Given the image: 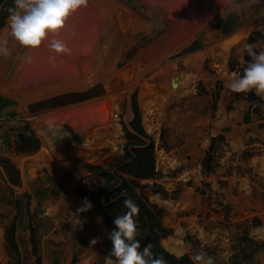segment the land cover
Returning <instances> with one entry per match:
<instances>
[{
    "label": "rangeland",
    "instance_id": "1",
    "mask_svg": "<svg viewBox=\"0 0 264 264\" xmlns=\"http://www.w3.org/2000/svg\"><path fill=\"white\" fill-rule=\"evenodd\" d=\"M220 1L222 7L219 0H87L50 37L70 54L55 53L48 41L21 47L7 18L0 28V94L16 102L8 109L16 115L0 119V132L11 137L10 146L0 144V158L18 168L20 182L12 184L0 164V264H81L107 256L104 220L92 207L75 213L105 182L87 166L108 168L124 154L134 93L154 144L155 174L124 177L161 222L162 246L183 228L187 255L178 257L187 264L200 252L214 264H264V96L225 86L242 74L238 49L264 48V0ZM237 33L238 40L223 45ZM177 75L179 83L186 75L192 82L174 88ZM98 83L99 96L28 109ZM22 130L39 138L37 152L19 149L15 136ZM118 131L124 143L113 154ZM146 192L173 206L175 224ZM11 224L18 253L5 240Z\"/></svg>",
    "mask_w": 264,
    "mask_h": 264
},
{
    "label": "clouds",
    "instance_id": "2",
    "mask_svg": "<svg viewBox=\"0 0 264 264\" xmlns=\"http://www.w3.org/2000/svg\"><path fill=\"white\" fill-rule=\"evenodd\" d=\"M220 2V0H219ZM87 0H13V7L8 9V25L11 36L23 48L35 49L45 41L57 54H70L69 49L61 40L50 39L66 26V21L72 13L85 6ZM240 63L243 65L242 74H233L225 85L235 93L254 92L264 96V48H254L253 44L245 43L238 49ZM250 57L245 61L244 57ZM150 201L160 203V195L149 197ZM92 207L87 198L83 206L76 209V215L87 212ZM123 213L114 216V228L107 233L111 241V250L104 258V264H167L162 256H154L151 245L141 244L137 237L140 235L135 217L139 206L131 198L123 200ZM97 239L90 241L97 244ZM170 255H183L182 251L170 252ZM194 264H214L213 258L203 252L193 257Z\"/></svg>",
    "mask_w": 264,
    "mask_h": 264
},
{
    "label": "trees",
    "instance_id": "3",
    "mask_svg": "<svg viewBox=\"0 0 264 264\" xmlns=\"http://www.w3.org/2000/svg\"><path fill=\"white\" fill-rule=\"evenodd\" d=\"M0 28L4 27L8 18V9L13 7V0H0ZM227 32V30L225 31ZM194 48H192L193 50ZM132 110L134 118L130 123L128 131V142L124 146V154L118 158L108 168L100 166L88 165L87 168L97 175L102 176L105 182L99 183L89 192V201L92 208L101 216L105 224L108 226V232L113 228L114 216L126 211L123 207V200L131 198L139 206V213L135 219L138 223L140 235L139 239L141 248L145 245H151V251L154 256H162L167 264H187L186 260L181 257L170 255L160 243V232L162 224L150 209L138 196L137 193L131 191L124 175H132L148 178L155 174L154 144L151 137L146 133L142 126L140 110L137 103L136 93L131 97ZM16 104L12 99L0 94V119L7 114L10 117L16 115L15 111L8 112V109ZM19 149L25 153H35L40 148V140L33 131L22 130L15 136ZM0 144L6 146L11 145V137L6 132H0ZM208 158L205 159V167ZM0 164L7 174L12 184L20 182V171L18 168L5 157L0 158ZM15 224H11L5 231V240L9 247L18 253V245L16 242ZM33 251L37 253V244L34 232L32 233ZM111 241L106 235V254L111 250ZM40 262V261H39ZM19 264V263H17ZM40 264V263H39Z\"/></svg>",
    "mask_w": 264,
    "mask_h": 264
},
{
    "label": "bare ground",
    "instance_id": "4",
    "mask_svg": "<svg viewBox=\"0 0 264 264\" xmlns=\"http://www.w3.org/2000/svg\"><path fill=\"white\" fill-rule=\"evenodd\" d=\"M217 5L219 7H222L223 1L218 2ZM241 35H242L241 33H237L236 35H234L233 37H231L227 41L223 42V45L224 46L231 45L236 40H238V38ZM186 76H187V78H185L180 83L178 82L177 88L183 87L184 84L190 85V83L192 82V78L189 75H186ZM99 132L100 131H98L97 129L94 130V133L96 135ZM122 132L123 131H118L116 133V135L112 138L110 147H111V151H112L113 154L121 153V151H122V147H123V143H124V136H123ZM44 133H45V136H46L47 144L50 145V147L54 146L55 145V141H53L52 138L47 135L46 131H44ZM147 178H148V175L145 176V179H147ZM145 196H147L148 201L150 202V204L152 206H156V207L161 208L163 213L167 215L169 220L173 224L176 223V213H175V211L173 209V206H170L169 203L167 201H165L164 199H162L161 197H160V203H155V202L150 201L149 197L151 196V194H149L148 192L145 193ZM187 200H188V198L185 201H187ZM185 205H186V202H183L180 206L182 207V206H185ZM188 232L189 231H187V230H185L183 228H178L177 229V237H171L169 239L162 240L161 242H163L164 248L166 249V251L169 254H170V252L182 251L183 255H174V256H186L187 255V250H186V247H185L182 239H183L184 235H186ZM104 258H105V256L97 254V255H95V257L92 260H90V261L86 260V261L82 262L81 264H104Z\"/></svg>",
    "mask_w": 264,
    "mask_h": 264
},
{
    "label": "water",
    "instance_id": "5",
    "mask_svg": "<svg viewBox=\"0 0 264 264\" xmlns=\"http://www.w3.org/2000/svg\"><path fill=\"white\" fill-rule=\"evenodd\" d=\"M181 77H182L181 75H177L174 77L172 83L174 88H177L178 82L181 79ZM102 92H103V85L101 83H98L84 90L68 91L44 99L37 100L35 102L28 104V109L29 111H39V110L54 108L58 106H65L68 104L80 102L83 100H87L89 98L99 96Z\"/></svg>",
    "mask_w": 264,
    "mask_h": 264
}]
</instances>
